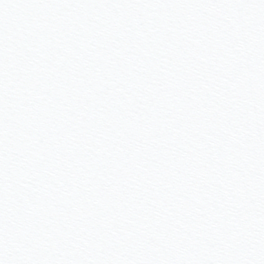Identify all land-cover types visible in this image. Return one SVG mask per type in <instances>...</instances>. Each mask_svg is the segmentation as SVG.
Masks as SVG:
<instances>
[{"label":"snow or ice","instance_id":"6c2138e0","mask_svg":"<svg viewBox=\"0 0 264 264\" xmlns=\"http://www.w3.org/2000/svg\"><path fill=\"white\" fill-rule=\"evenodd\" d=\"M0 264H264V0H0Z\"/></svg>","mask_w":264,"mask_h":264}]
</instances>
